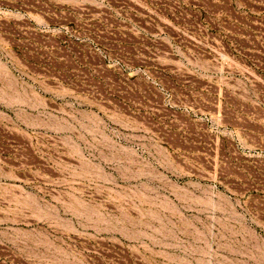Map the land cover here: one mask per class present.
I'll return each instance as SVG.
<instances>
[{
  "label": "rangeland",
  "instance_id": "374dc122",
  "mask_svg": "<svg viewBox=\"0 0 264 264\" xmlns=\"http://www.w3.org/2000/svg\"><path fill=\"white\" fill-rule=\"evenodd\" d=\"M0 264H264V0H0Z\"/></svg>",
  "mask_w": 264,
  "mask_h": 264
}]
</instances>
